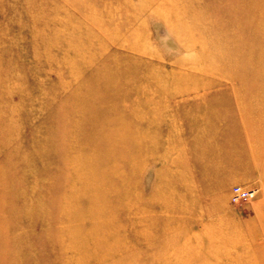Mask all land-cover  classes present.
<instances>
[{"label":"rangeland","instance_id":"obj_1","mask_svg":"<svg viewBox=\"0 0 264 264\" xmlns=\"http://www.w3.org/2000/svg\"><path fill=\"white\" fill-rule=\"evenodd\" d=\"M0 264H264V0H0Z\"/></svg>","mask_w":264,"mask_h":264},{"label":"built area","instance_id":"obj_2","mask_svg":"<svg viewBox=\"0 0 264 264\" xmlns=\"http://www.w3.org/2000/svg\"><path fill=\"white\" fill-rule=\"evenodd\" d=\"M249 193L247 190L243 189L241 186H233L231 189V202L236 203H243L248 201Z\"/></svg>","mask_w":264,"mask_h":264},{"label":"bare ground","instance_id":"obj_3","mask_svg":"<svg viewBox=\"0 0 264 264\" xmlns=\"http://www.w3.org/2000/svg\"><path fill=\"white\" fill-rule=\"evenodd\" d=\"M124 121V120H123ZM123 124V123H122ZM124 126V125H123Z\"/></svg>","mask_w":264,"mask_h":264}]
</instances>
